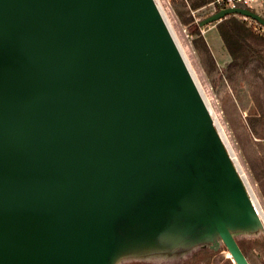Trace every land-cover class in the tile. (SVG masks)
<instances>
[{
	"label": "water",
	"instance_id": "95a60500",
	"mask_svg": "<svg viewBox=\"0 0 264 264\" xmlns=\"http://www.w3.org/2000/svg\"><path fill=\"white\" fill-rule=\"evenodd\" d=\"M233 14L264 26H199ZM260 229L155 0H0V264L221 242L250 264L235 234Z\"/></svg>",
	"mask_w": 264,
	"mask_h": 264
},
{
	"label": "rangeland",
	"instance_id": "374dc122",
	"mask_svg": "<svg viewBox=\"0 0 264 264\" xmlns=\"http://www.w3.org/2000/svg\"><path fill=\"white\" fill-rule=\"evenodd\" d=\"M167 22L171 33L183 54L195 82L225 140L228 142L239 170L253 199L264 215V117L259 115L257 101L264 107V68L258 61H252L244 70L229 69L231 57L223 45L217 30V23L201 29L206 30V42L212 50L216 68L205 54L194 46L196 38L183 20L196 23L211 16V8L205 6L190 9V0H155ZM264 15V11H263ZM209 42V43H208ZM219 132V131H218ZM242 245L250 264H264V229L256 232L235 234ZM197 246L192 250L172 254V247L160 246L136 249L131 256L123 254L118 264H234L227 248L210 254L193 257ZM131 252V251H130ZM193 257L187 262L186 258Z\"/></svg>",
	"mask_w": 264,
	"mask_h": 264
},
{
	"label": "trees",
	"instance_id": "16d2710c",
	"mask_svg": "<svg viewBox=\"0 0 264 264\" xmlns=\"http://www.w3.org/2000/svg\"><path fill=\"white\" fill-rule=\"evenodd\" d=\"M209 3V0H190V9L197 10ZM185 25L189 26L190 33L196 38L193 40L194 46L198 52L204 53L209 62L216 68L214 56L208 46L205 38L201 33L199 23L194 20H183ZM217 30L222 39L223 45L231 57V62L228 65L229 69L244 70L252 61H258L264 68V35H259L253 31L248 25L234 17L229 16L217 23ZM259 115L264 117L263 104L257 101ZM239 246L243 249L242 245L235 236ZM210 254L213 250L208 248H200L194 252L193 257L198 254ZM193 257L186 258V261H192Z\"/></svg>",
	"mask_w": 264,
	"mask_h": 264
},
{
	"label": "built area",
	"instance_id": "2783aa9c",
	"mask_svg": "<svg viewBox=\"0 0 264 264\" xmlns=\"http://www.w3.org/2000/svg\"><path fill=\"white\" fill-rule=\"evenodd\" d=\"M211 8L212 13L218 12L224 9H245L254 12L264 18V0H209V3L205 6ZM234 16L244 21L248 27L259 35H264V26L256 20L246 17L240 14H233Z\"/></svg>",
	"mask_w": 264,
	"mask_h": 264
},
{
	"label": "bare ground",
	"instance_id": "6f19581e",
	"mask_svg": "<svg viewBox=\"0 0 264 264\" xmlns=\"http://www.w3.org/2000/svg\"><path fill=\"white\" fill-rule=\"evenodd\" d=\"M157 3V2H156ZM158 5V4H157ZM160 9V8H159ZM161 11V10H160ZM185 59V58H184ZM187 63V62H186ZM214 119V118H213ZM215 121V120H214ZM215 126H216V124H215ZM217 128V130L219 131V134H220V136H221V138H222V140H223V142H224V144H225V146H226V148H227V151H228V153L230 154V156H231V158H232V160H233V162H234V164H235V166H236V168H237V170H238V172H239V174H240V176H241V178H242V180H243V183H244V185H245V187H246V189H247V191H248V193H249V195H250V197H251V199H252V201H253V203H254V205H255V207H256V209H257V211H258V213H259V215L261 216V219H262V223H263V226H264V215H263V213L261 212V210L259 209V205L257 206V204H256V199H255V201H254V199H253V194L251 195V193H250V190H249V188L250 187H248L247 186V182L245 181V178L243 177V175L241 174V172H240V170H239V165H238V162L236 161V158H234L233 156H234V154H233V152H232V149L230 148V146H229V144H228V142L225 140V137L223 136V134H222V132H221V130H220V128L219 127H216ZM229 252V251H228ZM230 253V252H229ZM231 255V254H230ZM231 259H232V257H231ZM232 261H233V259H232ZM233 263L234 264H236L235 263V261H233Z\"/></svg>",
	"mask_w": 264,
	"mask_h": 264
},
{
	"label": "crops",
	"instance_id": "0c3cea01",
	"mask_svg": "<svg viewBox=\"0 0 264 264\" xmlns=\"http://www.w3.org/2000/svg\"><path fill=\"white\" fill-rule=\"evenodd\" d=\"M203 32H204V36H205V38H206V33H207V31L206 30H203ZM207 39V38H206ZM209 43V42H208ZM212 51V50H211Z\"/></svg>",
	"mask_w": 264,
	"mask_h": 264
}]
</instances>
